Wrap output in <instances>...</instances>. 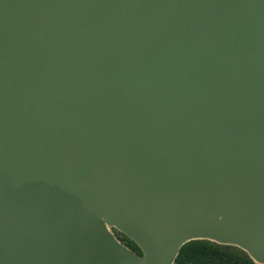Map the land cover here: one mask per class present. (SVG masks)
Here are the masks:
<instances>
[{"label": "water", "instance_id": "95a60500", "mask_svg": "<svg viewBox=\"0 0 264 264\" xmlns=\"http://www.w3.org/2000/svg\"><path fill=\"white\" fill-rule=\"evenodd\" d=\"M193 239L264 264V0H0V264Z\"/></svg>", "mask_w": 264, "mask_h": 264}, {"label": "trees", "instance_id": "16d2710c", "mask_svg": "<svg viewBox=\"0 0 264 264\" xmlns=\"http://www.w3.org/2000/svg\"><path fill=\"white\" fill-rule=\"evenodd\" d=\"M122 233V232H121ZM125 235L124 233H122ZM126 236V235H125ZM130 248L141 254L139 246L131 239ZM172 264H259L241 248L220 244L207 239H195L184 243Z\"/></svg>", "mask_w": 264, "mask_h": 264}, {"label": "rangeland", "instance_id": "374dc122", "mask_svg": "<svg viewBox=\"0 0 264 264\" xmlns=\"http://www.w3.org/2000/svg\"><path fill=\"white\" fill-rule=\"evenodd\" d=\"M109 230H110V232L112 233V235L116 238V240L118 241V242H120L122 245H124L125 247H127L128 249H130V250H132V251H134V252H136V253H138V251L137 250H133V249H131L130 248V246H131V244H130V242H129V237L126 235H123L122 233H121V231H119L118 229H116L115 227H109ZM132 240V239H131ZM193 240H195V239H193ZM188 242V241H187ZM139 254V253H138Z\"/></svg>", "mask_w": 264, "mask_h": 264}]
</instances>
